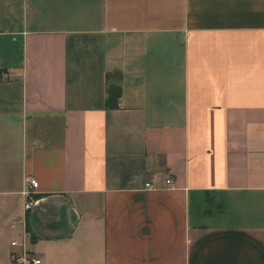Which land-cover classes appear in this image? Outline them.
Instances as JSON below:
<instances>
[{
  "label": "crops",
  "instance_id": "obj_1",
  "mask_svg": "<svg viewBox=\"0 0 264 264\" xmlns=\"http://www.w3.org/2000/svg\"><path fill=\"white\" fill-rule=\"evenodd\" d=\"M12 239L39 264H264V0H0V264Z\"/></svg>",
  "mask_w": 264,
  "mask_h": 264
},
{
  "label": "built area",
  "instance_id": "obj_2",
  "mask_svg": "<svg viewBox=\"0 0 264 264\" xmlns=\"http://www.w3.org/2000/svg\"><path fill=\"white\" fill-rule=\"evenodd\" d=\"M165 184L167 186L171 185V181L169 178L165 179ZM37 182L35 179H28L26 180V188L23 191L24 201L22 204V208L24 211L30 209L32 206L35 205L36 200L32 196V190L36 188ZM155 186L151 180H146L143 183V188L145 189H153ZM10 246H19V251L14 252L11 254L12 261L15 264H39L40 259L35 257L30 249H26L23 247L22 243L17 242L15 239H12L9 242Z\"/></svg>",
  "mask_w": 264,
  "mask_h": 264
},
{
  "label": "trees",
  "instance_id": "obj_3",
  "mask_svg": "<svg viewBox=\"0 0 264 264\" xmlns=\"http://www.w3.org/2000/svg\"><path fill=\"white\" fill-rule=\"evenodd\" d=\"M107 78V75H106ZM120 96V86L118 84H109L105 86L104 105L107 108H115L118 104V98ZM26 231L28 230L27 221H25Z\"/></svg>",
  "mask_w": 264,
  "mask_h": 264
}]
</instances>
